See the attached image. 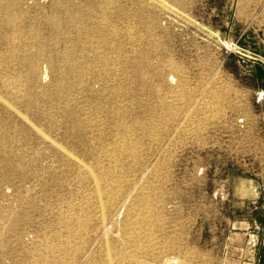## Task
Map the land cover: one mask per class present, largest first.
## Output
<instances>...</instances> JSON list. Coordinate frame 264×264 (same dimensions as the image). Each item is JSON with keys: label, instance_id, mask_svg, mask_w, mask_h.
Segmentation results:
<instances>
[{"label": "rangeland", "instance_id": "obj_1", "mask_svg": "<svg viewBox=\"0 0 264 264\" xmlns=\"http://www.w3.org/2000/svg\"><path fill=\"white\" fill-rule=\"evenodd\" d=\"M0 264H264V0H0Z\"/></svg>", "mask_w": 264, "mask_h": 264}, {"label": "bare ground", "instance_id": "obj_2", "mask_svg": "<svg viewBox=\"0 0 264 264\" xmlns=\"http://www.w3.org/2000/svg\"><path fill=\"white\" fill-rule=\"evenodd\" d=\"M6 2V1H5ZM8 4V3H7ZM73 5V4H72ZM52 6V5H51ZM56 6V5H55ZM59 5H57V7H58ZM64 7V6H63ZM80 7V6H79ZM6 8H8V7H6ZM86 10V9H85ZM13 11V10H12ZM91 11V10H90ZM85 13V12H84ZM86 14V13H85ZM85 14H83V15H85ZM8 16V15H7ZM75 17V16H74ZM4 18V17H3ZM51 23V22H50ZM49 23V24H50ZM38 55V54H37ZM33 60V59H32ZM32 68V67H31ZM35 69V68H34ZM101 216H103L102 214H101ZM107 251V250H106Z\"/></svg>", "mask_w": 264, "mask_h": 264}]
</instances>
